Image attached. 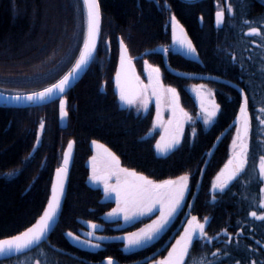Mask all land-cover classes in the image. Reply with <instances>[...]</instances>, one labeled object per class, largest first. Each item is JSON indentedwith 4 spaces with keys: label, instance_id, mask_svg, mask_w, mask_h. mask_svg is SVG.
Wrapping results in <instances>:
<instances>
[{
    "label": "trees",
    "instance_id": "obj_1",
    "mask_svg": "<svg viewBox=\"0 0 264 264\" xmlns=\"http://www.w3.org/2000/svg\"><path fill=\"white\" fill-rule=\"evenodd\" d=\"M157 1L159 8L147 0H99V48L84 78L65 96L67 116L61 117L60 100L38 108H0V239L24 231L39 219L51 197L56 169L62 167L69 142H74L76 150L64 211L49 244L0 264H34L37 259L41 264H99L109 256L129 264L154 254L157 241L128 253L126 243L118 240L126 232L151 223L157 214L126 225L123 220L107 216L116 202L105 198L99 182L91 179L88 163L94 155L93 141L119 156L122 167L134 168L154 180L189 173L184 204L159 238V248L186 214V223L195 215L202 223L204 217L209 218L205 230L213 238L210 244L199 247L194 241L190 252L197 260L207 254L213 264H232L234 259H241V264H247L249 259L264 264V221L250 215L253 210L259 211L258 200L264 196L258 160L250 163L248 170L223 192L212 188L232 154L242 103L241 92L230 83L249 95L253 116L251 154H264V125L258 122V109L264 106V39L247 34L248 26L244 24L245 20L253 22L252 26L264 22V0H206L195 4ZM220 9L224 20L218 25L216 13ZM173 14L195 46L196 57L173 50ZM260 26L264 32V25ZM85 29L82 0H0V91L31 89L47 82L23 93L27 94L55 83L78 57ZM120 38L133 57L136 73L145 77V61L158 67L162 83L177 89L181 106L193 118L186 124L179 146L165 156H159L155 147L161 132L154 130V106L142 113L123 107L119 99L116 73ZM159 47L167 50L169 68L164 55L155 52ZM233 54L235 60L231 58ZM170 69L187 75L215 76L230 83L188 78ZM197 85H205L212 100L220 105L211 125H205L200 118V107L189 89ZM12 91L7 94H21ZM41 123L44 128L37 143ZM192 127L197 129L195 136ZM223 133L225 136L209 156ZM88 221L99 226L96 236L110 237L97 240L100 248L76 245L67 235L73 232L82 237L90 229ZM224 229L232 234L233 243L228 242ZM237 239L239 244L235 243ZM217 248L221 252L212 256L210 253ZM225 251L232 255L225 256Z\"/></svg>",
    "mask_w": 264,
    "mask_h": 264
},
{
    "label": "snow or ice",
    "instance_id": "obj_2",
    "mask_svg": "<svg viewBox=\"0 0 264 264\" xmlns=\"http://www.w3.org/2000/svg\"><path fill=\"white\" fill-rule=\"evenodd\" d=\"M83 9L86 17V30L83 35V45L79 48V55L72 63L71 68L61 76L55 83L49 84L42 91L28 94L24 99L28 101L46 100L53 97L56 93H65L72 79L78 75L89 63L93 60L96 53L97 43L100 37V3L99 0H82ZM170 7V6H169ZM231 10V4H228ZM217 24L223 22L224 11L220 9L216 13ZM171 28L173 38L178 43L187 49L190 53H195V46L191 40L187 38L183 25L176 19L175 15L171 16ZM251 21L245 20L247 25V34L260 35L264 39V32L260 25L264 22H258L257 26H252ZM264 48V44L261 45ZM236 59L235 54L231 57ZM145 65L149 69L148 83L145 84L140 76L135 72L133 57L129 54L128 47L124 43L123 38H120V69L116 73V86L119 92V99L128 104L133 105L138 101L142 102L145 109L150 102V97H156V121L155 124L163 129L160 139L156 142V149L159 152L167 153L169 150L176 147L181 140L184 130L185 121H191L192 116L181 106L180 94L176 88L166 86L160 78V69L154 65ZM243 67V65H241ZM264 71V65H262ZM197 89L206 87L205 85H197ZM243 93V89H241ZM200 98V109L203 113L202 119L205 125H211L220 108L214 100L207 99L209 93L197 92ZM16 101H20L22 97L16 95L12 97ZM171 109V119L164 121L162 117L161 102ZM61 117L67 116L66 97H62L59 102ZM261 114L258 117L260 125H264V106L258 109ZM44 125L41 123L40 129L43 131ZM197 129L192 127L191 133L196 135ZM253 132V116L249 109V95L243 93L242 103L239 106V117L236 126V137L232 141V154L228 158L224 167L217 174L212 185L213 190L219 189L223 192L229 184L240 177L248 170L250 163L255 164L258 160V176L260 182L264 184V154L253 156L252 153V136ZM39 143V140H37ZM74 142H69L68 149L64 154L63 166L56 169V182L52 186V195L48 201L47 207L43 210V214L39 219L27 227L24 231L16 235L8 236L0 239V257H10L14 254L26 253L41 243L47 238V234L51 230L58 210L61 204V198L64 195V180L67 173V165L71 156V150ZM93 144L103 149V153L99 156H93V168L91 179L96 182L103 183V191L105 197L111 198L115 194L116 207L112 208L108 217H122L128 223L132 220L153 213H158L156 218L151 223L145 224L143 228L137 229L135 232H126L123 239L126 240L124 247L126 249L134 247H143L144 245L155 240L160 233L170 224L177 212L183 205L185 196L189 189V173H184L175 178L164 180H154L141 172H137L134 168L122 167L120 158L110 148L105 145H100L98 141H93ZM261 153H264V148H261ZM253 170H256L255 168ZM114 181V183L112 182ZM260 191L264 193V187ZM215 196L212 197L215 200ZM259 211L253 210L250 215L264 221V196L258 200ZM202 223L200 219L192 215L186 223L182 234L172 244L168 250L167 256L159 260L153 259L151 264H185L186 258L188 264H213V261L207 260V254L202 255L199 260L195 258V253L190 252L194 247V241H197V247L208 245L212 241V237L206 232L208 217H204ZM91 229L87 235L96 237L95 230L98 225L92 221H88ZM243 231V229H241ZM225 235L228 237V242L233 243L232 234L224 229ZM69 237L80 240L81 237L73 232H68ZM110 237H96L98 240L109 239ZM91 247L100 248L101 244L94 242L93 239L84 241ZM239 244V240L235 241ZM221 252L217 248L215 252L210 253L216 256ZM264 255V252L261 253ZM225 256H231V251H225ZM34 264H41L39 259L34 261ZM107 264H115L113 257H107ZM232 264H241V259H234ZM247 264H258L256 259H249Z\"/></svg>",
    "mask_w": 264,
    "mask_h": 264
},
{
    "label": "water",
    "instance_id": "obj_3",
    "mask_svg": "<svg viewBox=\"0 0 264 264\" xmlns=\"http://www.w3.org/2000/svg\"><path fill=\"white\" fill-rule=\"evenodd\" d=\"M147 1H154V0H147ZM184 3H188V4H195V3H198V2H201V1H206V0H180ZM156 3V5L158 7H160L159 3L157 1H154ZM100 12H101V9H100ZM86 30V29H85ZM101 30H102V15H101V21H100V37H99V41L97 43V47H96V53L94 54V58L93 60L89 63V65L87 67H85L78 75H76L69 87L66 89L65 93L61 94V93H56L53 97H50L46 100H34V101H28L27 99H24V97H26L28 94L30 93H27V94H7V93H3L0 91V108H8V109H27V108H38V107H42V106H46L48 104H51L55 101H59L62 97H65L67 95L68 92H70L71 90H73L75 88V86L84 78V76L86 75V73L88 72L89 68L91 67L95 57H96V54H97V51H98V48H99V44H100V39H101ZM83 45V44H82ZM155 52L157 53H162L164 55V59H165V63L167 65V67L169 68V65H168V61H167V50L164 48V47H159L155 50ZM171 71H173L172 69H170ZM174 73L178 74V75H181V76H185V77H188V78H195V79H217L219 81H225L227 83H230L226 80H223L221 78H217L215 76H203V75H187V74H181V73H178L176 71H173ZM232 84L233 86H235L240 92H241V88L238 86V85H235L233 83H230ZM43 90V89H42ZM42 90H39V91H42ZM39 91H36V92H39ZM33 93V92H32ZM244 93V91H243ZM243 93L241 92L242 96H243ZM16 95H20L22 97V99L20 101H16L14 99H12V97H15ZM226 133H223V135H221L219 137V139L217 140V142L215 143L213 149L211 150L210 152V155L209 156H212V154L214 153V151L216 150L218 144L220 143L221 139L225 136ZM68 149V148H67ZM67 151V150H66ZM65 151V152H66ZM75 145L73 144V147H72V150H71V156H70V159H69V163L67 165V173H66V177H65V180H64V195L62 196L61 198V204H60V208L58 210V213H57V216H56V219L54 221V223L52 224V227H51V230L49 231V233L47 234V238L41 243L40 246L44 245V244H49V241H50V238L51 236L53 235L55 229L57 228L59 222H60V219L62 217V214H63V211H64V207H65V203H66V200H67V193H68V188H69V171L71 170L72 166H73V163H74V159H75ZM62 166H63V162H62ZM235 181V180H234ZM234 181H232L229 185H231ZM56 182V174L54 176V181H53V184ZM53 186V185H52ZM51 195H52V192H51ZM197 196V193L194 194V197L192 199V202H191V205L189 207V210L188 212H191L192 210V206H193V203L195 201V198ZM51 198V197H50ZM186 220V219H185ZM184 225V222L181 224V226L179 228H181L182 226ZM40 246L38 247H35L33 248L32 250L26 252V253H19V254H14L10 257H0V262L1 261H5V260H10V259H13V258H16L18 256H21V255H25V254H28L34 250H36L37 248H39ZM161 252V250H159V253ZM157 256V253H154L140 261H137V262H134V263H129V264H145V263H148L150 262L151 260L155 259ZM115 264H122L120 263L119 261L115 260ZM99 264H107V260L103 261L102 263H99Z\"/></svg>",
    "mask_w": 264,
    "mask_h": 264
},
{
    "label": "rangeland",
    "instance_id": "obj_4",
    "mask_svg": "<svg viewBox=\"0 0 264 264\" xmlns=\"http://www.w3.org/2000/svg\"><path fill=\"white\" fill-rule=\"evenodd\" d=\"M171 23H172V22L170 21V24H171ZM173 50H174L175 52H178V53H181V54H183V55H186L187 57H196V56H195V53H190V52H188L187 49H186L185 47H182V46L178 43V41H176L175 39H174V43H173ZM148 64H149V63H148ZM150 65H151V64H150ZM144 70H145V77L140 76V75H139V76H140L141 80H142L145 84H147V83H148L149 69L147 68L146 65H145ZM160 78H161V81H162L161 71H160ZM45 83H47V82H45ZM45 83H42V84H40V85L37 86V87H40V86L44 85ZM37 87H36L35 85H33V87H30L31 89H27V88H21V89H18V90L10 89V90H7L6 92H7V93H11V90H13V91H16V92H18V93L23 94V93H25V92H29V90L36 89ZM2 89H3V88H2ZM189 89H190V91L192 92V94L195 96V99H196V101H197V103H198V105H199V107H200V98H199L197 92L200 91V92H203V93H205V94H207V93H209V92H208L205 88H202V89H199V90H198L196 86H191ZM9 91H10V92H9ZM13 91H12V92H13ZM118 93H119V92H118ZM207 99L212 100L211 96H207ZM120 101H121V100H120ZM121 104H122L123 107L130 108V109H134V110H136L137 112H142V113H147V112L150 110V108H151L152 106H154V108H155L154 130H156V131H160L161 134L163 133V129L155 124V121H156V97H155L154 95L150 97V102H149V104H148V106H147V109L144 108L142 102H140V101H138L136 104H133V105H128V104H126V103H124V102L121 101ZM161 107H162V117H163V120H164V121H168L169 119H171V116H172V114H171V109L168 108V107H166L163 101L161 102ZM202 115H203V113H202V111H201V109H200V118H201V119H202ZM202 120H203V119H202ZM188 122H189V121H185V123H184V128H185V126H186V124H187ZM41 132H42V131H41V129H40V132H39V138H38V139H39V142H40ZM183 132H184V130H183ZM182 136H183V133H182ZM182 136H181V139H182ZM180 142H181V140H180ZM179 144H180V143H179ZM179 144H178L176 147H174L173 149L169 150L167 153H162V152H159V151H157V153L159 154V156H165V155L169 154L170 152H172L174 149H176V148L179 146ZM93 148H94V155H93V156H99V155H101V154L103 153V149L100 148V147H98V146H95V144H93ZM156 150H157V149H156ZM88 164H89V167H90L91 172H92V168H93V160H92V158L90 159V161H89ZM112 182L114 183V181H112ZM99 184H100L101 188L103 189V183H102V182H99ZM188 190H189V189H188ZM104 195H105V194H104ZM186 195H187V194H186ZM185 197H186V196H185ZM105 198L115 200V194L113 193L112 196H111V198H109V197H105ZM184 201H185V200H184ZM183 204H184V202H183ZM116 206H117V205H115V207H116ZM182 206H183V205H182ZM180 209H181V208H180ZM179 211H180V210H179ZM179 211H178V212H179ZM178 212H177V214H178ZM154 214H155V213H153V214H149V215H144V216H141V217H138V218H136V219H134V220H132L131 222H128V223H126V222L123 220L122 217H117V218H112V219H113V220H117V219L123 220V222H122L123 225H126V224H131V223H133L134 221H136V220H138V219H140V218L149 217V216L154 215ZM177 214H176L175 217L172 219V221L170 222V224L165 228V230H164L162 233H160L159 238L163 235L164 232H166V231L168 230V228L170 227L171 223H172L173 220L176 218ZM110 218H111V217H110ZM88 226L90 227V225H88ZM117 226H118V225H117ZM97 229H99V226H98ZM90 231H93V230L91 229V227H90V229H89V231H88L87 233H83V235H82V237H81V239H80L79 241L76 240V239H74L73 237H70V240H71L74 244H76V245H79V246H82V247H86V248H90V249H96L95 247H91V246H89L87 243H84V241H86V240H88V239H93L94 242H97L98 239H96V237H98V236H96V237H90V236L87 235ZM123 236H124V235L118 237V240H122V241H124V242L126 243V240L122 238ZM157 239H158V236L156 237L155 240H153V241H151L150 243L144 245L143 247H134V248H130V249H126V248H124V249H125V252L130 253V252H133V251H136V250L142 249V248H144V247H146V246L152 244V243L155 242ZM99 241H101V240H99Z\"/></svg>",
    "mask_w": 264,
    "mask_h": 264
},
{
    "label": "flooded vegetation",
    "instance_id": "obj_5",
    "mask_svg": "<svg viewBox=\"0 0 264 264\" xmlns=\"http://www.w3.org/2000/svg\"><path fill=\"white\" fill-rule=\"evenodd\" d=\"M176 40V39H175ZM177 41V40H176ZM173 43H174V38H173ZM157 53V52H156ZM133 63H134V61H133ZM119 69H120V63H119ZM136 72V71H135ZM157 215H158V213H156ZM187 217H188V215L186 214V216L182 219V221L177 225V226H175L173 229H172V231H171V233L169 234V236H168V238L166 239V241L162 244V246L159 248V235H158V239L156 240L158 243H157V249H156V251L154 252V253H157V256H156V260H159V259H161L162 257H164V256H167V254L166 255H164V256H162L163 255V253L165 252V251H168V250H170V248H171V246H172V244H174L175 243V241H176V239H178L179 238V236L182 234V232H183V230H184V225H185V223H186V220H187ZM186 219V220H185ZM175 220V219H174ZM173 220V221H174ZM184 222V225L181 227V228H179L180 226H181V224ZM173 223V222H172ZM172 223H171V225H172ZM171 225H170V227H171ZM169 227V228H170ZM168 228V229H169ZM159 250H161V252L159 253ZM142 260V259H141ZM140 261V260H139ZM152 261V260H151ZM151 261L150 262H148V263H145V264H151Z\"/></svg>",
    "mask_w": 264,
    "mask_h": 264
},
{
    "label": "bare ground",
    "instance_id": "obj_6",
    "mask_svg": "<svg viewBox=\"0 0 264 264\" xmlns=\"http://www.w3.org/2000/svg\"><path fill=\"white\" fill-rule=\"evenodd\" d=\"M154 1H157V0H154ZM154 1H149V2H154ZM158 2V1H157ZM155 3V2H154ZM159 3V2H158ZM156 4V3H155ZM158 7V6H157ZM159 8V7H158Z\"/></svg>",
    "mask_w": 264,
    "mask_h": 264
}]
</instances>
